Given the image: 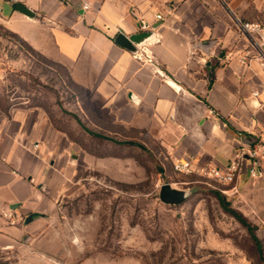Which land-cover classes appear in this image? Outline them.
I'll return each mask as SVG.
<instances>
[{"label":"rangeland","instance_id":"374dc122","mask_svg":"<svg viewBox=\"0 0 264 264\" xmlns=\"http://www.w3.org/2000/svg\"><path fill=\"white\" fill-rule=\"evenodd\" d=\"M16 1L0 0V112L22 120L42 154L32 185L45 202L2 216L23 228L35 215L41 230L2 242L0 264H264V169L230 186L174 173L159 139L113 120L96 92L98 63L74 30L62 27L71 42L59 43L41 15L13 20ZM165 184L190 191L187 201L162 203Z\"/></svg>","mask_w":264,"mask_h":264},{"label":"crops","instance_id":"0c3cea01","mask_svg":"<svg viewBox=\"0 0 264 264\" xmlns=\"http://www.w3.org/2000/svg\"><path fill=\"white\" fill-rule=\"evenodd\" d=\"M19 2L58 30L59 43H85L98 63L96 92L113 120L151 133L172 161L189 158L198 168L224 169L236 151L264 137V45L239 24L264 26V0H96L86 13L80 0H17L14 7ZM22 17L17 11L13 20ZM142 23L158 27L137 55L115 44L117 35H134ZM62 27L75 38L64 36ZM23 128L17 116L0 112V244L41 230L37 218L20 228L2 217L43 212L45 201L32 185L42 154L34 155Z\"/></svg>","mask_w":264,"mask_h":264},{"label":"built area","instance_id":"2783aa9c","mask_svg":"<svg viewBox=\"0 0 264 264\" xmlns=\"http://www.w3.org/2000/svg\"><path fill=\"white\" fill-rule=\"evenodd\" d=\"M66 5H72L78 0H58ZM96 0H80V8L83 12H90L95 9ZM158 19L161 16L157 17ZM242 31L251 36L254 41L257 40L259 46L264 45V26L257 23H239ZM151 26L142 23L140 32L148 31ZM256 43V42H255ZM247 57L242 58V63L245 64ZM264 60V53L259 57ZM148 63L156 64L153 58H148ZM264 70V64H263ZM254 96H259V93H254ZM222 127L227 125L223 123ZM173 172L176 174H199L209 180L222 186H230L241 179V176L246 172L250 179H255L261 176V171L264 169V137L256 141L254 146L240 148L230 159L228 166L224 169L204 166L196 167L189 158H181L172 162Z\"/></svg>","mask_w":264,"mask_h":264},{"label":"water","instance_id":"95a60500","mask_svg":"<svg viewBox=\"0 0 264 264\" xmlns=\"http://www.w3.org/2000/svg\"><path fill=\"white\" fill-rule=\"evenodd\" d=\"M16 10L24 15L25 17L34 20L37 17L36 12L28 8L26 5L23 3H16L15 5ZM158 26H154L151 28L149 31H143V32H138L134 35H131L129 37L119 34L115 38V44L133 55H137L139 53V50L141 47H143L145 44L149 43L155 38V29ZM211 46L209 43L203 44L204 48H209ZM131 100H134L132 96ZM190 196V191H182V190H177L172 188L170 184H165L160 188L159 191V199L162 203L170 206H179L185 201ZM34 215H30L26 219V224H29L30 222L33 221Z\"/></svg>","mask_w":264,"mask_h":264},{"label":"trees","instance_id":"16d2710c","mask_svg":"<svg viewBox=\"0 0 264 264\" xmlns=\"http://www.w3.org/2000/svg\"><path fill=\"white\" fill-rule=\"evenodd\" d=\"M217 198L219 199V201L221 202L224 210L231 216L233 217L235 220H237L244 228H246V230L248 231V233L250 234V236L252 237L253 241H255V243L258 244V240L257 237L255 235V230L256 228L254 226H252L250 223L247 222V220L238 212H236L235 210L229 208V205H225L224 204V198L222 196H220L219 194L217 195Z\"/></svg>","mask_w":264,"mask_h":264},{"label":"clouds","instance_id":"9594fccd","mask_svg":"<svg viewBox=\"0 0 264 264\" xmlns=\"http://www.w3.org/2000/svg\"><path fill=\"white\" fill-rule=\"evenodd\" d=\"M79 237H75L74 239H73V243H76V244H79Z\"/></svg>","mask_w":264,"mask_h":264}]
</instances>
